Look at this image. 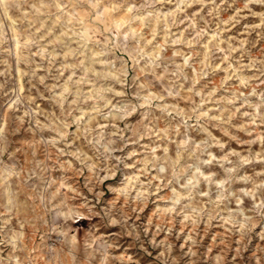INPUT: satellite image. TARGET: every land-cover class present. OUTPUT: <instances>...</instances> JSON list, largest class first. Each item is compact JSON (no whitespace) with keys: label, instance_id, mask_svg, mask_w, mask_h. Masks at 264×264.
<instances>
[{"label":"rangeland","instance_id":"1","mask_svg":"<svg viewBox=\"0 0 264 264\" xmlns=\"http://www.w3.org/2000/svg\"><path fill=\"white\" fill-rule=\"evenodd\" d=\"M0 264H264V0H0Z\"/></svg>","mask_w":264,"mask_h":264}]
</instances>
